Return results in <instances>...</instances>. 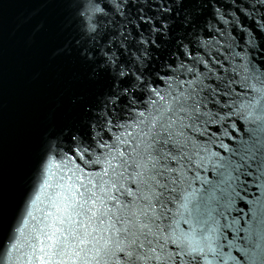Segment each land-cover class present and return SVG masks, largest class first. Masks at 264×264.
<instances>
[{
    "label": "snow or ice",
    "instance_id": "snow-or-ice-1",
    "mask_svg": "<svg viewBox=\"0 0 264 264\" xmlns=\"http://www.w3.org/2000/svg\"><path fill=\"white\" fill-rule=\"evenodd\" d=\"M103 6L69 49L95 87L31 150L0 264H201L176 196L264 137V0Z\"/></svg>",
    "mask_w": 264,
    "mask_h": 264
},
{
    "label": "water",
    "instance_id": "water-1",
    "mask_svg": "<svg viewBox=\"0 0 264 264\" xmlns=\"http://www.w3.org/2000/svg\"><path fill=\"white\" fill-rule=\"evenodd\" d=\"M80 8L81 0H0V235L26 185L31 150L58 132L55 117L71 96L95 87L69 51L77 30L92 34ZM255 112L264 121V102ZM173 211L191 222L201 264H264V137L194 180L190 198L177 194ZM30 228L21 233V249ZM22 255L5 264H23Z\"/></svg>",
    "mask_w": 264,
    "mask_h": 264
},
{
    "label": "clouds",
    "instance_id": "clouds-1",
    "mask_svg": "<svg viewBox=\"0 0 264 264\" xmlns=\"http://www.w3.org/2000/svg\"><path fill=\"white\" fill-rule=\"evenodd\" d=\"M108 3L113 10H116L120 4V0H104ZM107 10L104 8L101 0H81V8L78 14L87 22L86 32L91 34L96 31V24L92 21L97 20L99 17L105 15Z\"/></svg>",
    "mask_w": 264,
    "mask_h": 264
}]
</instances>
